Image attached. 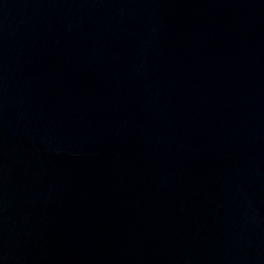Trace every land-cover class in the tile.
Returning a JSON list of instances; mask_svg holds the SVG:
<instances>
[{
	"label": "water",
	"instance_id": "1",
	"mask_svg": "<svg viewBox=\"0 0 264 264\" xmlns=\"http://www.w3.org/2000/svg\"><path fill=\"white\" fill-rule=\"evenodd\" d=\"M0 264H264V0H0Z\"/></svg>",
	"mask_w": 264,
	"mask_h": 264
}]
</instances>
